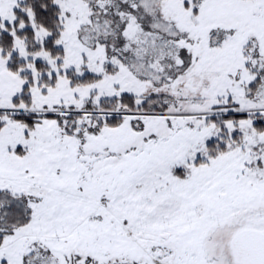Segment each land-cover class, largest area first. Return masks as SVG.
<instances>
[{"label": "snow or ice", "instance_id": "obj_1", "mask_svg": "<svg viewBox=\"0 0 264 264\" xmlns=\"http://www.w3.org/2000/svg\"><path fill=\"white\" fill-rule=\"evenodd\" d=\"M0 264H264V0H0Z\"/></svg>", "mask_w": 264, "mask_h": 264}]
</instances>
